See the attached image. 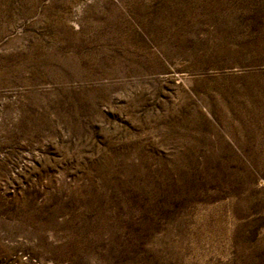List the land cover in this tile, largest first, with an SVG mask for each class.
<instances>
[{"label": "rangeland", "instance_id": "1", "mask_svg": "<svg viewBox=\"0 0 264 264\" xmlns=\"http://www.w3.org/2000/svg\"><path fill=\"white\" fill-rule=\"evenodd\" d=\"M0 264H264V0H0Z\"/></svg>", "mask_w": 264, "mask_h": 264}]
</instances>
